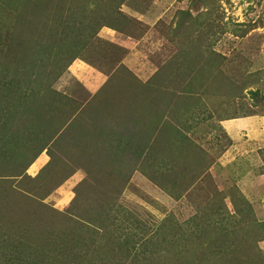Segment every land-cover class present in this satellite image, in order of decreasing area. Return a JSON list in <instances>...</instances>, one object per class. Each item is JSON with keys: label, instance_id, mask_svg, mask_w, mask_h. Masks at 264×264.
<instances>
[{"label": "rangeland", "instance_id": "obj_1", "mask_svg": "<svg viewBox=\"0 0 264 264\" xmlns=\"http://www.w3.org/2000/svg\"><path fill=\"white\" fill-rule=\"evenodd\" d=\"M16 1L23 22L17 27L4 5L1 39L6 45L17 41L22 30V41L29 35L33 51L36 42L56 43L55 71L60 61L66 65L69 51L63 45L76 37L64 36L71 20L110 16L111 25L124 32L103 26L99 35L127 50L112 47L107 54L118 56L112 64L103 54L104 40L77 44L84 58L75 59L79 65L106 78L92 77L91 90L93 73L73 66L74 60L50 85L69 94L79 120L63 136L53 135L64 119L49 120L38 94L24 106L20 127L4 122L9 102H0L2 147L9 144L7 131L25 129L13 144L19 164L31 159L40 143L54 145L62 137L49 150L54 157L44 150L29 165L33 179L11 175L23 167L0 166V174L7 175L0 177V264H253L251 252L264 257V125L247 133L242 121L221 123L264 115V0ZM219 23L224 30L208 35ZM6 45L0 46V77L6 73L16 80L12 74L20 65L3 55ZM195 66L198 83L188 74ZM110 73L119 79L112 75L111 91L100 96ZM159 83L181 95L191 88L188 95L194 90L199 97L176 103ZM97 117L108 118L105 124L115 131L98 133L103 122ZM32 118L39 125L30 126ZM98 143L110 148L108 157L95 158ZM144 161L149 166L143 167ZM107 162L118 165L114 174ZM159 162L170 168L163 171ZM87 164L93 176L84 170ZM164 182L170 190L162 188ZM222 228L243 237L222 245L227 263L213 256ZM204 256L207 263H199ZM238 256L241 260L232 262Z\"/></svg>", "mask_w": 264, "mask_h": 264}, {"label": "trees", "instance_id": "obj_2", "mask_svg": "<svg viewBox=\"0 0 264 264\" xmlns=\"http://www.w3.org/2000/svg\"><path fill=\"white\" fill-rule=\"evenodd\" d=\"M24 1L27 2L29 0H24ZM37 1L39 2V0H37ZM98 1H100V0H98ZM14 2H17V1L16 0H0V10L4 9V7H5L4 5H8L6 7L8 9L11 8V9H9L8 13L10 12V15L15 17L17 27H19V26L21 27V24L23 22V19H22L21 13H20L21 7L18 5H15ZM9 3L12 5V7H10L11 5ZM14 5H15V7H14ZM88 5H90V4H88ZM93 6L99 7V5H96V3ZM84 8L86 9L87 6H84ZM92 9H94V8H92ZM92 9L90 12L91 15L94 14L93 13L94 10H92ZM102 15H103V13H102ZM110 18H111L110 16H103L102 18H96V17L92 16L91 19L87 23L85 21L82 22V19H77V20H71L73 23L66 25V27L64 29V30H66L64 36L69 39V37L72 34H74V36H76V37H75L74 41L72 39L71 42L73 41V44H75V45H73L72 43L68 46L66 44L63 45L65 48L68 49L69 54L67 55V57H65V58H67L66 65L63 61H60L64 65L63 64L61 65V68L59 71L54 70L55 62L52 61V59L55 60V56H52V52H54L56 43H53L52 41H50L53 44V46H50L51 45L50 42L46 43V44L42 43L41 41L36 42V45L34 47V48H36V50L33 51V50H31L32 44H29L31 37L28 34H26V35H28L26 42L22 41V39L24 37V35H22L24 33L22 30L20 32L17 31L18 32L17 36L19 37L18 40L16 41L14 38H12L13 42H10L7 45H6V42L1 39L2 36L0 35V46L6 45L5 47H2L3 55H5V53H6L8 55V57L9 56L11 57V59H16L20 65V67L18 66L16 71L13 72V74H12V75L16 76V80H13V78L10 76L5 77L6 73H5L3 78L0 77V102L1 103L6 102V104H7V101L9 102L7 107H6V110L3 111V112H5L3 115L5 117L4 122H6V124H8V122L12 123L13 125H11V127H14L17 124H19V127H20V124L23 123L24 121H26V117L24 116L25 114L22 115V110L24 109V106H26L29 103L31 96L38 94L40 96V98L38 99L37 102L39 105H42V110L43 111L45 110L46 114L49 117V120H55L56 118H58V120L64 119L63 120V127L56 130L53 136L54 137L63 136L65 133H67V131H69V129L66 130V128H71L73 125L76 124V122L79 121V120H77L76 117H74L76 114V112H75L76 109H75V107H71L72 105L70 103L69 94H64V93H60V92L58 93V91L56 89L53 90V88L50 87V85L54 81H56L57 77H60L63 74V72L65 70H67L68 66L76 58H78V57L83 58L81 56V52H82V51H80L81 48L79 45H77L79 43H84L83 40L85 41V43H89V44L93 43L95 39H98L100 41L104 40L106 42V45H103V47H106V48H105L103 54L107 58V61L110 60V62L112 64H114L113 61L115 63H117L118 56L113 57V55H109V54H107V52H109L112 47L113 48H122V49H124V51H126L127 48L125 46H122L121 44H118L116 42H112V41L105 39L99 35V31L102 29L103 26H107V27L111 28L112 30L114 29V30L124 32V30L118 28L116 25L115 26L111 25ZM19 22H21V23H19ZM37 23H38V21L35 22L36 27H37ZM86 24H87V26H86ZM212 28L214 30V33L212 34L211 31H209V33H211V34H208V35H210V36L211 35L214 36V34L219 32L220 29L224 30L223 25H221L220 23L218 25H213ZM31 30L34 31L33 29H31ZM9 32H11L13 35L12 30H9ZM216 35H218V34H216ZM62 38L65 39L64 37H62ZM55 42H57V41H55ZM72 46L76 47L77 49L73 50ZM29 52H31V54H27ZM44 52H45V54H47V57L45 56ZM218 54H220V53H218ZM17 57L18 58L20 57V59L18 60ZM87 62L93 64L94 66H96L100 69V67L97 64L93 63L91 60H88ZM181 63H182V59H181ZM120 65L124 67V70L130 71L128 69V67L124 63H122V59L120 61ZM202 65H204V64H202ZM65 66H66V68H65ZM186 66H187V64L184 65V69H186L185 68ZM116 68H118V64H117ZM115 71L119 73L118 69H115ZM203 72H205V71H203ZM8 74H9V71H8ZM188 74H189V77L192 76L193 83L194 82L198 83L200 73L196 70V66H195V69L194 70L192 69ZM112 75H113L114 79H117V80L119 79L118 78L119 76L117 77V75L110 73L109 78L103 83V86L100 87V88H103L106 86L104 88V90H102L100 96L102 94L109 93V92H106V90H110V87H112L108 83V81L111 79ZM119 75H120V73H119ZM156 77H158V76H156ZM189 84H191V83H189ZM159 87H160V89L163 90L162 91L163 93L169 94L171 99L174 100L176 103L179 102V104L184 103L186 101V98L190 99L191 102L193 100L196 101V96L198 95V92H197V95H194L195 91L193 90L192 95L189 96L188 93L191 94V92H190L191 88L183 89V95H181V92H179V90H176V89H175L176 91L173 90L171 88V85L164 86V85H161L159 83ZM202 87H203V85H202ZM99 89L97 90L96 95L100 91ZM13 91L15 94H17L16 96L13 95L14 94V93H12ZM56 94H59V97H56L55 96ZM198 97H199V95H198ZM17 99H18V102H16ZM176 99L177 100L179 99V100L177 101ZM11 100H13V101H11ZM64 105L69 106L70 109L64 107ZM26 112L28 113V111H26ZM40 112L42 113V111H40ZM102 114H103V112H102ZM0 115H2V114H0ZM32 115L37 117L36 111H33ZM51 116H55V117H51ZM234 117H237V116H234ZM126 118H127V116L125 117V119ZM228 118H233V116L228 117ZM98 119L100 120L101 118H98ZM133 119H134V117L132 116V120ZM106 120H108V118H105L104 120L103 119L100 120L101 122H103L100 124V131L98 132V133H101V135L103 134L102 133L103 131H106V129L111 130V128H112V131H115V127L113 125L109 126V125L105 124L104 121H106ZM32 122H34V123L30 126L39 125L36 119L32 118ZM64 123H65V125H64ZM172 126H174V125H172V124H171V126L169 125V127L175 128ZM83 127L88 130L87 126H83ZM22 129L23 128H17V129L15 128V129L10 130L9 132L7 131L6 136L8 137L9 144H6L7 146H5V148L2 147L3 141H2L1 135H0V166H1V168H4V169L11 168V170H12V168L13 169L15 168V170H17V169L23 167L20 171H18V173H13L11 175H24L25 177L33 179L34 177H32L30 174L27 173V169H28L29 165L44 150H46L48 152V154H50L51 156L54 157L55 152H49V150H50L51 146L56 147L57 145L61 144V138L62 137L60 138L59 141H57L59 138V137H57L54 145L51 143L52 140H50L48 142L40 143L37 146L39 149H38V151H36L34 153V156L31 159L26 160L25 162L20 161V164H19V158H18L19 156L13 153V147H14L13 144L15 142L17 143L19 141L18 137L25 130V129H23V130ZM28 130H30V131H28L27 134H33L34 133V131L32 129H28ZM64 130H66V131H64ZM165 130L168 131L167 128H165ZM3 131H5V129ZM30 140H35L33 138V135H31ZM109 140H107V142H110ZM8 146H9V151L7 150ZM126 149H128V148L126 147ZM109 152H110V148H107L104 144L100 145V143H98V148L96 149V152H95V158L98 159L100 156L103 157V155L108 157ZM10 153H12V155ZM7 154H8V158H7ZM111 154H112V151H111ZM49 161H48L47 165L49 164ZM152 164H154V163H152ZM157 164H158V167H161L163 171L170 168V167H166V164L163 162H159ZM106 165L113 166L112 164H110L108 162L106 163ZM143 165H144L143 167L149 166L148 161L147 162L144 161ZM177 165L179 167L181 166V168H183V165H181V164L179 165V163H177ZM90 166H91L90 164H87L85 166V169H84L88 175L92 173V168ZM117 166L118 165H116V163H115V166H113V168L115 170L114 169H113L114 171L112 170L113 174L116 172V170L118 168ZM96 168H97V166H96ZM141 170H143V169H141ZM93 174L94 173H92L91 176H93ZM8 175H9V173H8ZM4 176H7V175L0 174V177L4 178ZM91 176H90V178H88L86 180L88 182V184L90 183ZM161 186H162V188H165L167 186V183H165V182L161 183ZM168 189L170 190V187H168ZM177 196H180V195H176V198H177ZM223 230H225V231H223ZM236 233H237L236 230L232 231L231 229H229L227 232L226 229H223V228L218 229V232H216L218 237H222V241L220 243L219 250H215L214 254H213V256L218 254V263H221V262L227 263V259H226L227 254H225L223 250H220V249H222V245L225 243V241L226 242L229 241L232 243V242H238L240 240L239 242H242V239H243L242 234L236 235ZM224 236H225V239H224ZM232 236H235V238L234 239L231 238ZM251 257L254 261V263L251 261L253 264H264V257L259 258L253 252H251ZM203 260L206 261L205 256L200 258L199 263ZM240 260H241V256H238L232 262H239ZM207 261H206V263H207Z\"/></svg>", "mask_w": 264, "mask_h": 264}, {"label": "crops", "instance_id": "obj_3", "mask_svg": "<svg viewBox=\"0 0 264 264\" xmlns=\"http://www.w3.org/2000/svg\"><path fill=\"white\" fill-rule=\"evenodd\" d=\"M79 60V59H77ZM73 63V62H72ZM75 65H79V61H76L73 63V66ZM71 66V65H70ZM79 69H83L84 72H90V73H93L92 76H90L89 78V81H90V84H88L90 86V89L91 90H94L91 86V84L93 83V78L92 77H98L99 79H104V77L106 78V75L101 72L100 70H97L99 71L98 73L99 74H95L94 72H91L89 71L86 67H83V65H79ZM95 79V78H94ZM105 80V79H104ZM95 81V80H94ZM226 121V123H231V122H236V121H242L243 123H245V126H244V130L245 132L249 133L248 129H260V125L258 126V124L260 122H262V124L264 125V115H259V114H249V115H241V116H237V117H233V118H227V119H223L221 121L222 124H224V122ZM258 126V128H257ZM228 130V129H227ZM226 130V131H227ZM253 130V131H254ZM43 152H41L39 155H41ZM38 155V157H39ZM38 159V158H37ZM36 159V160H37Z\"/></svg>", "mask_w": 264, "mask_h": 264}]
</instances>
